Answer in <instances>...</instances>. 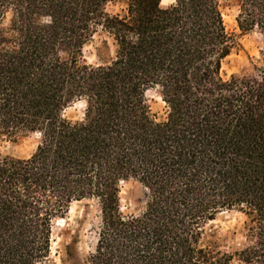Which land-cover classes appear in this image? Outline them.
<instances>
[{"label": "trees", "instance_id": "1", "mask_svg": "<svg viewBox=\"0 0 264 264\" xmlns=\"http://www.w3.org/2000/svg\"><path fill=\"white\" fill-rule=\"evenodd\" d=\"M235 1L238 30L264 39V0ZM96 34L112 54L90 64ZM238 46L221 0H0V144L39 136L26 158L0 152V264H54L53 222L82 200L99 210L83 264H264V64L225 77ZM232 210L243 240L226 251L206 228Z\"/></svg>", "mask_w": 264, "mask_h": 264}, {"label": "rangeland", "instance_id": "2", "mask_svg": "<svg viewBox=\"0 0 264 264\" xmlns=\"http://www.w3.org/2000/svg\"><path fill=\"white\" fill-rule=\"evenodd\" d=\"M173 0H162V6H167ZM223 18L226 27L233 32L239 41V46L224 61L222 73L225 77L232 74L250 75L256 68L263 66L261 54L264 39L257 31L241 33L236 24L237 3L235 0H221ZM123 5L109 7L118 11ZM103 35L96 34L91 42L83 48V59L90 64H96L101 59H107L112 54V45L108 41V48H103ZM99 49V53H98ZM100 56H99V55ZM147 103L151 114L162 120L165 106L157 90L146 92ZM84 102L72 104L64 112L70 120H80L83 117ZM38 135H27L13 141H4L0 144V152L5 156L26 158L35 149ZM120 206L123 211H134L133 199L141 194L139 185L134 181L120 184ZM245 217L242 213L232 210L224 211L207 225V241L215 242L220 249L230 251L237 248L242 242L243 223ZM99 222V210L96 201L82 200L71 204L64 217L53 222L50 257L54 264H70L67 262L66 246L72 251L71 264H83V259L92 252L96 241V228Z\"/></svg>", "mask_w": 264, "mask_h": 264}]
</instances>
